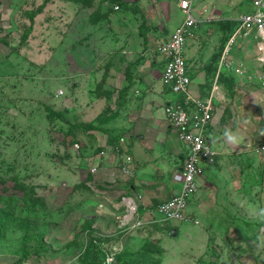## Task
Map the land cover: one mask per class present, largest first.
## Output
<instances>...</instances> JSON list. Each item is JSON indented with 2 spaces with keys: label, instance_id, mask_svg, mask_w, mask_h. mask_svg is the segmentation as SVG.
Masks as SVG:
<instances>
[{
  "label": "rangeland",
  "instance_id": "rangeland-1",
  "mask_svg": "<svg viewBox=\"0 0 264 264\" xmlns=\"http://www.w3.org/2000/svg\"><path fill=\"white\" fill-rule=\"evenodd\" d=\"M166 1L171 27L183 14L176 0ZM133 2L141 11H115L111 0H0V264H84L92 259H83L91 246L104 255L95 264H264V152L258 148L264 91L250 78L260 67L238 45L240 38L229 58L243 73L227 71L231 82H221L215 113L219 129L238 141L225 134L213 140L233 153L217 160L234 166V185L245 190H235L238 199L230 197L216 214L212 190L207 206L200 214L189 211L187 222L120 226L119 191H136L131 173L119 170V144L109 139L113 100L103 72L107 63L109 71L119 63L108 58L107 43L115 33H127L134 47L137 28L147 32L151 21L152 28L158 22L151 2ZM106 139L113 146H105ZM105 148L107 156L95 158ZM105 163L119 171L109 172Z\"/></svg>",
  "mask_w": 264,
  "mask_h": 264
},
{
  "label": "crops",
  "instance_id": "crops-1",
  "mask_svg": "<svg viewBox=\"0 0 264 264\" xmlns=\"http://www.w3.org/2000/svg\"><path fill=\"white\" fill-rule=\"evenodd\" d=\"M126 1L128 10L141 11L142 8L135 2ZM145 1L152 3L151 10L155 11L154 18L157 17V27L152 28L153 22L151 21L144 29L148 31L151 29L149 32H143L137 28L138 39L134 47L128 44L130 40L129 34L121 33L120 35L118 32L117 34L115 33L111 42L109 41L107 43L108 46L106 45V53L109 54L108 58L110 60L117 57L116 61L118 60L119 66L109 71V63H107L103 72L109 77V83H111V86L107 88L109 91H106V96L109 97L111 95L113 100V105L111 103L113 112L110 113V120L106 119L111 127L109 139H114V142L119 144L116 147L118 149L115 151L123 153V155H119L120 157L122 156L123 159L125 155L132 157L133 162L129 181H131L132 189L134 192L136 191V194H144L142 199L147 208L144 210L141 208L142 206L139 208L142 214H146L147 210H152L153 212L157 203L178 192L179 181L177 179L175 182L172 176L176 169L179 171L187 152V147L178 141L175 134L176 131L170 128L165 121L163 110L165 104L174 102L178 99V96L161 81L164 59L158 51L160 43L166 40L172 31L181 24L184 14L179 7V0H176V6L181 10L183 17L171 27H167L168 23L173 20L169 3L166 0ZM253 1L196 0L194 4L192 0V13L194 12L198 23L194 30V36L186 41L184 47L192 94L204 96L207 93L211 85V78L214 75V73L212 74V68L209 66L212 63V56L220 50L222 36L228 35V32L243 13L253 10ZM92 2H87V4ZM121 8L117 7L114 9L118 11ZM116 20L121 25L126 22L125 17L122 22L119 21L118 17ZM228 24H231V29H229ZM110 30L112 31L113 29L110 28ZM250 44L251 42L248 39H240L238 45L242 46V50H248L250 54H254V59L256 60L257 50L254 45L251 46ZM111 49L116 54L113 58L111 57L113 55L110 52ZM208 75H211L209 80ZM87 76L89 77V74L85 75V77ZM253 76L250 75V78L254 79ZM98 98L100 99L101 95ZM98 98L97 101H99ZM219 103L217 102L215 105L218 106ZM217 110L218 107L214 111L212 126L207 133L208 139L216 150L217 155H233L231 151L225 148L221 149L214 143L213 139L221 141L224 137L223 134H225L222 132V128L219 129L221 124L220 118L218 119L215 114ZM108 140H105V146H113L110 143L107 144ZM106 151H108V148L107 150L106 148L102 149L95 158L100 160V154L107 156L109 152ZM246 154V152L242 153V156ZM119 164L117 162L118 168ZM93 165V167H96L95 164ZM113 165L114 167H112ZM233 167L229 163L226 164L223 160H217V157L214 164L207 165L203 170L202 177L198 179L199 187L197 192L188 201L187 212L192 211L194 208L200 214L202 209L207 206V200H210L209 195L212 190L217 192V199L213 198L214 202L212 203L214 208L211 209V211L214 210L215 214L221 212L220 204H229L228 200L230 197L236 196V199H238V194L235 195L234 191L238 192L241 188L244 191L246 185L243 184L241 186V183L238 185L235 183L234 185V181L238 180H234L232 176ZM103 168H107L110 172V169L115 168V164L105 163ZM118 168L116 167L115 169L119 171L120 169L118 170ZM120 192L123 193V196L132 197L136 195L126 189ZM217 200L219 201L218 204ZM194 202L197 206L194 205ZM225 208L227 209V207ZM153 217L157 220L155 223L162 221L156 214Z\"/></svg>",
  "mask_w": 264,
  "mask_h": 264
},
{
  "label": "built area",
  "instance_id": "built-area-1",
  "mask_svg": "<svg viewBox=\"0 0 264 264\" xmlns=\"http://www.w3.org/2000/svg\"><path fill=\"white\" fill-rule=\"evenodd\" d=\"M263 2L264 0H254L253 10L239 17L221 50L210 88L204 96H198L190 91L191 80L187 73L184 55L186 41L194 36L198 20L192 13V0H179L184 19L158 47L164 59L161 81L178 96L174 102L165 104L163 109L165 121L176 131L179 140L187 147L185 159L177 174L179 190L173 196L157 203L153 212L147 210L146 214H142L139 209L141 206L143 210L147 208L141 194L132 197L123 196L121 201L124 204V214L121 218V227L127 225L136 228L156 222L157 220L153 217L155 214H160L164 222L181 223L191 219L187 212L188 201L198 190V179L203 175L204 165L214 164L217 157V152L211 145L207 133L212 126L215 104L223 98L219 76L227 71L243 73L241 66L229 58L230 47L237 38L255 40L256 60L260 70L253 77L264 91V11L261 10ZM223 68L225 71L222 70ZM258 148L264 152V141L259 143ZM132 162V157L125 155L120 170L130 174ZM96 169L93 167L91 171Z\"/></svg>",
  "mask_w": 264,
  "mask_h": 264
},
{
  "label": "trees",
  "instance_id": "trees-1",
  "mask_svg": "<svg viewBox=\"0 0 264 264\" xmlns=\"http://www.w3.org/2000/svg\"><path fill=\"white\" fill-rule=\"evenodd\" d=\"M111 3H114V4H116V5H118L119 7H125V8H128V3H127V1L126 0H111ZM237 24V23H236ZM236 24H234V26H233V28L231 29V24H228V26H229V29H231L229 32H228V35H226V39L224 40V43L226 42V40L228 39V36L232 33V31H233V29H234V27H235V25ZM30 28V27H29ZM224 45V44H223ZM223 45H222V47H221V49L217 52V53H215L213 56H212V63L209 65L211 68H212V74L214 73L215 74V70L214 69H216V64H217V62H218V59H219V56H220V53H221V50H222V48H223ZM214 76V75H213ZM219 79H220V82H225V81H227L228 80V83L229 82H231L230 81V75L228 74V73H225V72H223V73H221V75L219 76ZM6 222H7V220H6ZM4 223H5V219H4V222H3V220H1L0 219V230H2V229H4ZM87 254H86V256H84V261H85V257L87 258V257H92V259L90 260V261H85L84 262V264H95L96 263V258L97 257H99L100 259H102L103 260V258H104V255L103 254H101L100 252H99V250L98 249H96L94 246H91L90 248H88V251L86 252Z\"/></svg>",
  "mask_w": 264,
  "mask_h": 264
},
{
  "label": "clouds",
  "instance_id": "clouds-1",
  "mask_svg": "<svg viewBox=\"0 0 264 264\" xmlns=\"http://www.w3.org/2000/svg\"><path fill=\"white\" fill-rule=\"evenodd\" d=\"M225 136L227 137L228 141L232 142V143H236L238 141V137L230 132V131H225Z\"/></svg>",
  "mask_w": 264,
  "mask_h": 264
},
{
  "label": "water",
  "instance_id": "water-1",
  "mask_svg": "<svg viewBox=\"0 0 264 264\" xmlns=\"http://www.w3.org/2000/svg\"><path fill=\"white\" fill-rule=\"evenodd\" d=\"M261 10L264 11V2L262 4Z\"/></svg>",
  "mask_w": 264,
  "mask_h": 264
}]
</instances>
